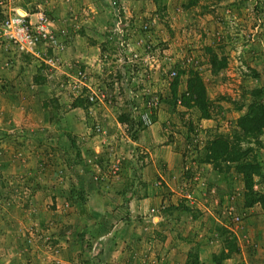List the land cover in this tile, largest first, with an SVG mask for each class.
<instances>
[{
	"label": "rangeland",
	"instance_id": "374dc122",
	"mask_svg": "<svg viewBox=\"0 0 264 264\" xmlns=\"http://www.w3.org/2000/svg\"><path fill=\"white\" fill-rule=\"evenodd\" d=\"M113 1L0 0V24L6 13L21 10L64 35L62 21L74 25L83 10L89 22L99 23L87 41L110 42L99 45L101 73L88 86L103 99L91 102L90 88L73 87L62 53L57 60L46 47L20 54L0 30V264H188V254L197 264H264L263 210L243 207L245 189L233 164L203 163L211 139L233 143L246 106L264 104V0H119L121 34L114 31ZM77 32L71 27L64 40ZM145 47L157 62L127 60ZM214 57L224 64L216 72L209 63ZM173 66L196 70L208 119L170 96ZM185 81L186 74L179 76L176 98ZM151 96L157 99L151 120L162 116V143L136 134L148 127L136 114L148 111ZM77 100L81 107L73 108ZM120 114L130 124H120ZM142 140L171 145L177 155L171 174L165 165H158L162 178L142 170L144 157H156L140 151ZM239 145L250 148L246 159L259 166L262 179L253 192L264 198V131ZM155 186L161 201L147 203V216L138 213L141 206L131 212L129 195L155 197ZM150 208L158 210L159 227ZM229 239L237 252L214 262ZM163 244L169 249L162 251Z\"/></svg>",
	"mask_w": 264,
	"mask_h": 264
},
{
	"label": "trees",
	"instance_id": "16d2710c",
	"mask_svg": "<svg viewBox=\"0 0 264 264\" xmlns=\"http://www.w3.org/2000/svg\"><path fill=\"white\" fill-rule=\"evenodd\" d=\"M183 63L184 62H182V64ZM209 63L212 72H216L224 65L223 62L218 61L215 57L212 58ZM178 67L180 70L174 71L176 66H173L172 68L175 75L171 77L169 85L170 96L174 101H178L181 106L197 110L200 118L208 119L210 115L209 103L205 95L201 78L195 69L181 70L182 68L177 66V69ZM169 72L171 71H168L167 74H169ZM184 74H186L185 91L179 98H176L178 78ZM72 107H81V102L77 100L72 104ZM117 121L120 124L125 125L127 115L120 114L117 117ZM127 124H130V120L127 121ZM236 126L239 130L240 136L234 134L233 143L221 136H215L210 142H208L203 163L211 164L214 168H217L219 162L233 164L236 173L241 175L243 187L245 189L243 207L250 208L253 205L258 204L264 212L263 195L258 192H253V186L262 179L259 172V166L254 160L246 159L247 153L251 151L250 148L242 149L239 145V142L243 139L256 140L262 131H264V104L260 102H251L247 105L245 112L237 119ZM254 177H258L256 181H254ZM224 243L222 254L217 257V259L216 257H213L214 259L212 260L214 262L224 260L231 254L237 252L234 239L225 240ZM188 257L191 258L188 264H197L195 254H188Z\"/></svg>",
	"mask_w": 264,
	"mask_h": 264
},
{
	"label": "crops",
	"instance_id": "0c3cea01",
	"mask_svg": "<svg viewBox=\"0 0 264 264\" xmlns=\"http://www.w3.org/2000/svg\"><path fill=\"white\" fill-rule=\"evenodd\" d=\"M86 15H87V12L81 10V12L78 14V20L76 18V22L74 21V25L67 23L66 20L62 21V23H64L63 26L68 25L67 26L68 28H66L68 31L71 30V27H73L74 29L78 28V32L74 37L68 36L70 38H66L64 40V48H63L62 54L60 55L61 64H64V66H65L64 70H65L66 74L71 75L72 79L75 80L73 87L76 89L83 88L82 87L83 85L85 86V88H88V89L91 87V86L88 87L89 83L92 82L93 78L96 75H100V73H101L99 69L101 67L100 64L103 62L104 56L100 52L99 45L103 42H105L106 44H110L109 40H106L107 38H104V40L102 42L99 41L96 43L93 41H91V42L87 41L86 35H87V37H92L91 39L94 40L95 37H93V36L95 35V28L97 26L99 27V23L97 22L96 24L95 23L93 24V22H91V21L89 22L88 18H86ZM86 22L87 23L89 22V24L92 25L93 27L90 26V29H87L86 27H88V26H85ZM81 29H84V32ZM67 30L63 31L64 36L68 35V34H66V33H68ZM89 32L94 34V35H92V34L89 35ZM109 39L111 40L112 38H109ZM134 39L136 40L137 37H135ZM127 42H128V45H130V43L133 42V39L132 40L128 39ZM125 45H127V44H125ZM118 51H119V53H118L119 56H117V57L119 59V58H122V56L120 54L121 50H118ZM112 56L114 57V55H112ZM78 72L83 73L85 76L83 83L82 84L78 83L79 85H81V86L78 85L81 88H77V83H76V73H78ZM91 84H93V83H91ZM124 88H125V90H129L127 87H124ZM92 89H94L93 86H92ZM90 90H91V88H90ZM96 104H92V106H91L92 109L94 106H96ZM161 120H162V116L160 114H158L157 117H154V119L152 120V124L150 126H148L147 128L143 129L142 131H140L139 133H136V134H139L143 138L144 137L147 138L146 135H149L150 138H148V140H150L154 143H162L163 139H164V135L162 134V132L158 131V122H160ZM102 121H104V122L107 121V118H105V119L103 118ZM116 125H119V124L116 122ZM155 130H157L158 132H156ZM141 142H142L144 148H142V150H140V151H142V152L144 151V155L146 153H148V155L151 156L149 153V150H150V152H152L153 154L156 155L154 160H151V157L149 158L150 160H148L147 157H144L142 159V162L140 161V164L142 163V167H143L142 170L148 174H150V172H154L155 175L162 178L161 175L163 172L159 169L158 165H161V167H163L165 165V167L168 169L167 174H171L172 172L170 171V169L174 170V168H175L174 165H176V162H177V155L174 152V150L172 149L171 145L170 146L153 147L152 143L149 145V144H147V142L143 143V140ZM164 179L167 180V178H165V177H164ZM165 185L168 187V184L166 182H165ZM152 189H154V193L156 194L155 197L149 196L147 198V194H146V196L144 198H142L141 200H136L135 198L131 197V194L129 195L128 205L130 206V209L132 210L131 212L135 211L136 206H138V207L141 206L142 209H139L141 211H138V213L139 214L143 213V215L147 216V213H148L146 210L147 203L148 202L156 203L157 201L158 202L161 201L162 194H160L161 192L158 189V187L152 188ZM168 189L170 190V187ZM185 192H187V191H185ZM187 193H189L191 196L190 192H187ZM189 202H192V201H189ZM148 207H153V206H152V204H150ZM150 209H153V208H150ZM154 210H155V215L150 214L151 215L150 220L156 227H159L161 218L159 216H157V214H158L157 208H155ZM150 215H148V216H150ZM144 220H148V217ZM167 233H168V231L164 232V234H167ZM163 246H164V244H163ZM168 246H164L165 248L162 251L168 250L169 249ZM93 261H95V260H93ZM33 263H35V261H33Z\"/></svg>",
	"mask_w": 264,
	"mask_h": 264
},
{
	"label": "built area",
	"instance_id": "2783aa9c",
	"mask_svg": "<svg viewBox=\"0 0 264 264\" xmlns=\"http://www.w3.org/2000/svg\"><path fill=\"white\" fill-rule=\"evenodd\" d=\"M118 1H113L112 3V6L114 7V9H112V16L114 17L112 22L114 26V31L121 34V26L124 22L120 17L121 10L118 7ZM32 16L34 17V15L19 16L16 11L13 14L6 13L5 19L0 24L1 37L3 41L7 42L8 44H11L14 47V50H16L20 54H34L37 47H46L50 50L53 58L56 57L57 60L56 55L62 53L64 48L63 33L58 34V32L55 31L52 27V24L45 20L42 16H35L34 20H30ZM143 28H145V26H143ZM121 47L124 48V46ZM147 52H150L149 47H145L144 50L142 49L143 55L141 56L136 53L128 54L127 60H133V63H135L138 59H141L144 63H146L147 60L149 61L148 63H155L154 61L157 62V60H159L157 54L152 55L151 53ZM162 54L160 56L161 60L167 61V58L162 57ZM49 61L53 62V59L51 58L49 59ZM185 62L189 63V60H185ZM174 75V71H171L168 74L169 78ZM84 77L85 76L83 73H76L77 88H81L79 87L81 86L79 84L83 83L85 79ZM82 87L85 86L83 85ZM100 99H103V95L101 93L97 94L94 91H89V101L95 102L96 100L98 101ZM156 104L157 99L155 98V96L149 97V99H147L146 101V107H148V111L137 113L136 121L143 124L144 126L151 125L152 110L156 109ZM95 131L97 133H100V129L98 127H96ZM184 194L187 199L190 198L189 193L185 192ZM149 212L152 215L155 214L154 209H150ZM234 220L237 221V218H234Z\"/></svg>",
	"mask_w": 264,
	"mask_h": 264
},
{
	"label": "water",
	"instance_id": "95a60500",
	"mask_svg": "<svg viewBox=\"0 0 264 264\" xmlns=\"http://www.w3.org/2000/svg\"><path fill=\"white\" fill-rule=\"evenodd\" d=\"M16 12H17V14H18L19 16H24V15H25V12H23V11H21V10H17Z\"/></svg>",
	"mask_w": 264,
	"mask_h": 264
},
{
	"label": "clouds",
	"instance_id": "9594fccd",
	"mask_svg": "<svg viewBox=\"0 0 264 264\" xmlns=\"http://www.w3.org/2000/svg\"><path fill=\"white\" fill-rule=\"evenodd\" d=\"M152 121V120H151Z\"/></svg>",
	"mask_w": 264,
	"mask_h": 264
}]
</instances>
